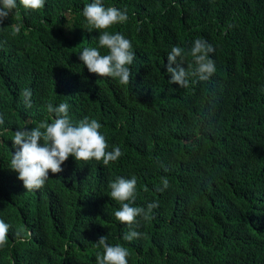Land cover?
<instances>
[{
	"label": "trees",
	"instance_id": "trees-1",
	"mask_svg": "<svg viewBox=\"0 0 264 264\" xmlns=\"http://www.w3.org/2000/svg\"><path fill=\"white\" fill-rule=\"evenodd\" d=\"M92 2L18 6L0 24V219L11 225L0 264H95L101 236L128 249V264H264V0H103L128 16L108 31L132 42L129 85L79 59L86 47L107 54L82 15ZM197 38L214 47L216 72L169 84L167 54ZM49 103H68L74 125L96 119L108 150L123 155L108 166L70 156L26 191L10 169L11 140L18 128L53 122ZM118 176L136 177L133 206L159 205L151 219L137 217L143 235L132 241L114 217L120 204L108 185Z\"/></svg>",
	"mask_w": 264,
	"mask_h": 264
},
{
	"label": "clouds",
	"instance_id": "clouds-1",
	"mask_svg": "<svg viewBox=\"0 0 264 264\" xmlns=\"http://www.w3.org/2000/svg\"><path fill=\"white\" fill-rule=\"evenodd\" d=\"M44 5L45 0H19V5L17 0H0V24H3L18 6L25 10L37 11ZM82 15L86 20L87 30L99 32L97 38L99 47L107 49V54L102 55L97 48H84L79 54L83 65L87 67L89 73L100 78H112L120 85H129L132 75L129 66L135 59L132 42L118 32L111 34L108 31L113 25L127 22L126 11L113 6L106 8L103 0H94L83 7ZM14 31L19 33L20 26L15 25ZM214 51L211 44L200 38L194 41L187 52L179 46H173L167 54L166 69L171 77L169 84H178L181 88H186L189 86V77L196 76L201 81L208 80L216 72L215 62L209 55ZM189 55L192 57V63L184 68L181 65ZM21 96L25 107L32 108L31 90H22ZM69 108L68 103H60L56 107L49 103L47 111L54 114L53 122L41 121L30 130L25 127L14 132L11 141L16 151L12 154L10 169L18 173V179L23 182L26 191L44 187L50 172L52 174L63 172L62 165L70 156L76 162L88 163L95 160L102 161L104 166H108L123 155L118 146H113L111 151L108 150L109 145L99 131L102 127L100 122L85 117L74 125L69 117ZM4 123V115L0 114V125ZM136 186L137 180L134 176L130 179L118 176L108 185L111 189L110 197L120 204L119 210L114 212V217L130 229L123 237L126 241L143 235L134 230V226L139 227L137 217L147 221L152 218V210L159 206L157 202L149 203L147 210L133 206L136 200ZM168 186V180L164 179L163 188L160 190L163 191ZM10 227V224L0 219V249L7 246ZM95 244L103 249V254L96 255L95 264H128L130 253L127 248L119 244L110 245L107 236H101Z\"/></svg>",
	"mask_w": 264,
	"mask_h": 264
}]
</instances>
